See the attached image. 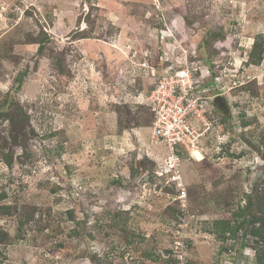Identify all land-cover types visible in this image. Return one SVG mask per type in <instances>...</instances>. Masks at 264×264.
<instances>
[{"label": "rangeland", "instance_id": "rangeland-1", "mask_svg": "<svg viewBox=\"0 0 264 264\" xmlns=\"http://www.w3.org/2000/svg\"><path fill=\"white\" fill-rule=\"evenodd\" d=\"M257 37L264 0H0V264L170 263L179 191L155 179L145 97L190 67L200 90L218 81L179 168L188 264H252L248 235L210 231L264 190Z\"/></svg>", "mask_w": 264, "mask_h": 264}, {"label": "built area", "instance_id": "built-area-1", "mask_svg": "<svg viewBox=\"0 0 264 264\" xmlns=\"http://www.w3.org/2000/svg\"><path fill=\"white\" fill-rule=\"evenodd\" d=\"M174 78L160 81L150 92L146 100L150 101V112L153 114L151 122L152 136L162 143L167 156L161 169L155 172L157 181L166 187L179 191L176 201H179L180 218L173 234V246L168 258L175 264H188V244L185 237L187 218H191L187 211L186 191L179 168L184 158L177 154V148H182L187 154L197 148L199 141L207 133L209 126L204 118V105L199 90L198 81L193 80V74L184 69L172 74ZM169 78V76H168ZM212 90L205 89L204 93ZM199 123L200 127L194 124ZM181 154H183L181 152ZM174 200V201H175ZM193 217V216H192Z\"/></svg>", "mask_w": 264, "mask_h": 264}, {"label": "trees", "instance_id": "trees-1", "mask_svg": "<svg viewBox=\"0 0 264 264\" xmlns=\"http://www.w3.org/2000/svg\"><path fill=\"white\" fill-rule=\"evenodd\" d=\"M263 53H264L263 41L259 37H257L255 39L254 46L252 47L251 53L249 55L250 64L259 65L263 60ZM116 110L120 111L118 108ZM151 122L152 120H150V125ZM118 123H119L118 126L120 128L121 121L118 120ZM137 127L138 126L136 123L134 128ZM18 135L19 133H15V135L13 133L9 134V138L11 139L10 141L15 145L19 144L18 140L20 138ZM4 141L6 143L5 138ZM181 152L183 154H181ZM177 154L188 156V154L185 151H183L182 148H177ZM5 162L8 165L11 163L9 160H6ZM147 162L150 163L152 166L154 165L149 160ZM155 179L157 180V178ZM253 191H257V188H253ZM0 209L8 210L9 208H6V206H2ZM253 209H255V211H253ZM2 214L4 213L2 212ZM212 226L213 229L210 232L215 234L217 236L216 238L221 240L222 242L224 241L226 242L227 240L234 241L237 238L239 239V241H242V238L240 236H237L239 232H242L244 234L243 235L244 239L248 235L250 237L249 238L250 241H252V243H254L255 245L254 256H253L254 259L252 261V264H264V190L262 193H259L256 196H255V192H253L252 195L248 196L247 204L243 208H240L238 212L231 214L230 218L213 221ZM170 252L171 251H169V253ZM147 255L150 256L149 254ZM90 258L92 259V261H94L95 259L94 255L90 256ZM230 260L231 262L234 263V259L230 258ZM169 262H170L169 264H175V262L172 259H170Z\"/></svg>", "mask_w": 264, "mask_h": 264}, {"label": "clouds", "instance_id": "clouds-1", "mask_svg": "<svg viewBox=\"0 0 264 264\" xmlns=\"http://www.w3.org/2000/svg\"><path fill=\"white\" fill-rule=\"evenodd\" d=\"M159 60V62H163V57L162 56H160L159 58H158ZM185 69V68H184ZM183 68H178L177 70H174L173 72H172V74L173 73H175V72H179V71H181V70H184ZM188 70L193 74V72H194V70H193V68L192 67H190V68H188ZM216 81H218V78H214V82L212 81V82H210L209 84V86L208 87H205V88H203L204 90L205 89H209V88H211L212 90H210V92L212 93L213 91H215L216 90V86H217V84H216ZM199 85V84H198ZM199 90H200V85H199V88H198ZM202 91V90H201ZM206 93V92H205ZM150 94V92L147 94V96L145 97V99L148 97V95ZM212 97H215V96H221V94H217V95H211ZM204 105V104H203ZM203 114H204V112H203ZM198 124V125H197ZM195 126H197V127H200V125H199V123H197ZM208 126H209V124H208ZM209 130V129H208ZM201 141V140H200ZM199 141V142H200ZM163 147H165L163 144H161ZM198 145H199V143H198ZM197 148H198V146H197ZM197 148L195 149V150H197ZM195 150L193 151V152H195ZM193 152H192V154H193ZM191 154V155H192ZM166 156H167V150H166ZM188 156H190V154H188ZM185 157V156H184ZM161 166H163V163H162V165ZM181 167V166H180ZM162 168V167H161ZM157 171V170H156ZM155 171V172H156ZM155 172H154V175H155ZM183 183H184V187H185V190H186V185H185V182H184V178H183ZM178 203V202H177ZM171 251V250H170ZM171 254V252L167 255V259H170V258H168L169 257V255Z\"/></svg>", "mask_w": 264, "mask_h": 264}, {"label": "crops", "instance_id": "crops-1", "mask_svg": "<svg viewBox=\"0 0 264 264\" xmlns=\"http://www.w3.org/2000/svg\"><path fill=\"white\" fill-rule=\"evenodd\" d=\"M159 63H160V62H159ZM160 64H161V63H160ZM150 68H151V70H155V67H154V66H151ZM158 70H159V69H158ZM161 70H162V69H160L159 71L162 72ZM210 100H211V99H210ZM210 100H209V101H210Z\"/></svg>", "mask_w": 264, "mask_h": 264}, {"label": "bare ground", "instance_id": "bare-ground-1", "mask_svg": "<svg viewBox=\"0 0 264 264\" xmlns=\"http://www.w3.org/2000/svg\"><path fill=\"white\" fill-rule=\"evenodd\" d=\"M195 154V153H194ZM196 155V154H195Z\"/></svg>", "mask_w": 264, "mask_h": 264}]
</instances>
